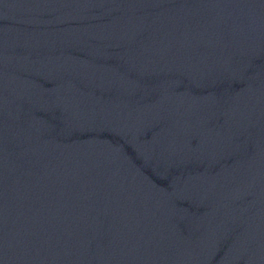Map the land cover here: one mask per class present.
Wrapping results in <instances>:
<instances>
[{
  "label": "water",
  "instance_id": "obj_1",
  "mask_svg": "<svg viewBox=\"0 0 264 264\" xmlns=\"http://www.w3.org/2000/svg\"><path fill=\"white\" fill-rule=\"evenodd\" d=\"M0 264H264V0H0Z\"/></svg>",
  "mask_w": 264,
  "mask_h": 264
}]
</instances>
